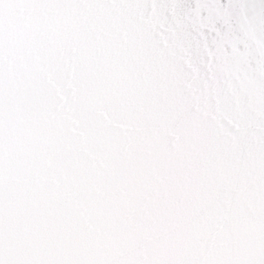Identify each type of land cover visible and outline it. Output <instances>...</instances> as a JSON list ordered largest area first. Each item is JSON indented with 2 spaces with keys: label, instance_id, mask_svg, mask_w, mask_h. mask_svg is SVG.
<instances>
[{
  "label": "snow or ice",
  "instance_id": "snow-or-ice-1",
  "mask_svg": "<svg viewBox=\"0 0 264 264\" xmlns=\"http://www.w3.org/2000/svg\"><path fill=\"white\" fill-rule=\"evenodd\" d=\"M0 264H264V0H0Z\"/></svg>",
  "mask_w": 264,
  "mask_h": 264
}]
</instances>
